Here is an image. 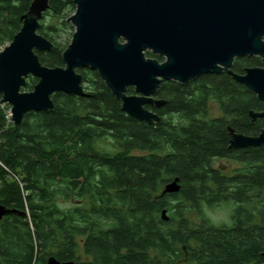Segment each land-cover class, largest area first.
Segmentation results:
<instances>
[{
    "label": "trees",
    "instance_id": "16d2710c",
    "mask_svg": "<svg viewBox=\"0 0 264 264\" xmlns=\"http://www.w3.org/2000/svg\"><path fill=\"white\" fill-rule=\"evenodd\" d=\"M33 1L0 0V48L21 31ZM49 4L38 34L53 47L37 55L46 67H64L70 39L61 34L73 29L67 21L76 6ZM261 63L242 58L232 71L187 86L164 82L154 100L165 104L145 107L159 117L152 123L124 113L90 69H77L83 96L57 92L52 111L28 112L18 126L0 105V205L24 215L0 225V264L48 256L75 264H264V146L230 143L231 130L249 138L264 131V118L250 116L264 113V102L232 76ZM36 84L29 76L22 91ZM212 101L219 117H208ZM223 159L238 167L215 168ZM176 179L180 191L163 194ZM223 204L232 207L230 223L216 224L205 210Z\"/></svg>",
    "mask_w": 264,
    "mask_h": 264
},
{
    "label": "water",
    "instance_id": "95a60500",
    "mask_svg": "<svg viewBox=\"0 0 264 264\" xmlns=\"http://www.w3.org/2000/svg\"><path fill=\"white\" fill-rule=\"evenodd\" d=\"M75 33L63 53L64 67L49 68L37 52H47L52 42L38 34L40 20L50 9L49 0H34L22 17L23 27L13 42L0 52V94L9 105L14 126L31 111L54 109L57 92L84 95L77 69H90L122 101V111L147 123L159 117L147 106L161 107L154 100L164 82L187 84L205 73L230 69L235 59L260 57L259 68L232 75L264 102V0H74ZM147 52L164 62L147 58ZM231 74V73H230ZM29 76L38 79L31 92H23ZM135 94L128 95V88ZM253 120L264 113H252ZM237 149L264 146V131L257 137L230 131ZM179 180L163 194L180 191ZM16 214L0 205V221ZM23 215V214H21ZM24 216V215H23ZM169 220L167 211L161 213ZM48 264H75L50 258Z\"/></svg>",
    "mask_w": 264,
    "mask_h": 264
},
{
    "label": "rangeland",
    "instance_id": "374dc122",
    "mask_svg": "<svg viewBox=\"0 0 264 264\" xmlns=\"http://www.w3.org/2000/svg\"><path fill=\"white\" fill-rule=\"evenodd\" d=\"M74 14H75V12H72L70 14L69 18L71 16H73ZM68 23L70 24V26H72L73 29H70L69 31H65L64 33H62L61 39L63 41H65L66 39L69 38L70 43H71V40L73 38V34L75 33V27H74L72 22H68ZM0 49H5V48L1 47ZM146 57H147V54H146ZM147 58L156 59L154 57H147ZM30 77H32V76H30ZM216 104L217 103L213 102V101L210 103L209 112H208L209 118L219 117L221 115L219 107ZM5 108H6V112H7L8 110H10L11 107L8 105ZM237 167H238V165L236 163H234L232 160L223 159V160H218L215 162V168H217V169H219L222 172L227 173V174L232 173ZM205 211H206V214L211 218L210 220H212L216 224H228V223H230V217H231V212H232L231 206H228V205L226 206L225 204H223V205H219V206L214 207V208H210V209L208 208Z\"/></svg>",
    "mask_w": 264,
    "mask_h": 264
},
{
    "label": "flooded vegetation",
    "instance_id": "af4514ba",
    "mask_svg": "<svg viewBox=\"0 0 264 264\" xmlns=\"http://www.w3.org/2000/svg\"><path fill=\"white\" fill-rule=\"evenodd\" d=\"M155 56V55H154ZM156 57H159V56H156ZM159 58H162L163 60H162V62H164L165 61V59L163 58V57H159ZM243 58H248V57H243ZM251 58V57H250ZM258 58H260V57H258ZM238 59H242V58H238ZM238 59H235L234 60V62H236V60H238ZM158 60V59H157ZM159 61V60H158ZM233 65H234V63L231 65L232 67L230 68V69H226V68H222V70H221V72H218V73H215V72H213V73H205V74H202V75H200V76H198L196 79H194V80H190L187 84H184L185 86H187V85H189L190 83H193V82H195V80H197V79H199V78H201V77H203L204 75H206V74H219V73H223V72H225V71H232V69H233ZM260 67V66H259ZM262 67H263V65H262ZM261 68V67H260ZM245 72H246V70H245ZM245 72H244V74H245ZM244 74H240V75H244ZM8 209H10V208H8ZM10 210H13V209H10ZM14 211H16V214H13V215H9V216H5L1 221H0V225L8 218V217H11V216H19V217H24L23 215H21L22 214V212L20 211V210H14ZM53 256H48L44 261H40L39 263H36V264H48V261H49V259L50 258H52ZM53 258H55V257H53Z\"/></svg>",
    "mask_w": 264,
    "mask_h": 264
},
{
    "label": "built area",
    "instance_id": "2783aa9c",
    "mask_svg": "<svg viewBox=\"0 0 264 264\" xmlns=\"http://www.w3.org/2000/svg\"><path fill=\"white\" fill-rule=\"evenodd\" d=\"M3 50H4V49H0V52L3 51ZM0 105L3 106V107L8 106V105L2 104V103H0ZM10 110H11V108H10ZM10 110H8V111L6 112V114H7V118H8V120L12 122V121H13V120H12V116L9 114Z\"/></svg>",
    "mask_w": 264,
    "mask_h": 264
}]
</instances>
